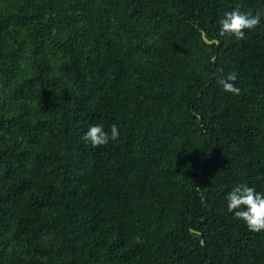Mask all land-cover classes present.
I'll use <instances>...</instances> for the list:
<instances>
[{
  "label": "trees",
  "instance_id": "1",
  "mask_svg": "<svg viewBox=\"0 0 264 264\" xmlns=\"http://www.w3.org/2000/svg\"><path fill=\"white\" fill-rule=\"evenodd\" d=\"M238 3L264 10L0 0V264H264L225 199L264 192V18L220 36Z\"/></svg>",
  "mask_w": 264,
  "mask_h": 264
},
{
  "label": "clouds",
  "instance_id": "2",
  "mask_svg": "<svg viewBox=\"0 0 264 264\" xmlns=\"http://www.w3.org/2000/svg\"><path fill=\"white\" fill-rule=\"evenodd\" d=\"M239 3L230 11H225L219 19V35L232 36L236 40L245 39V30L251 31L261 24L264 18V10H241ZM222 71V70H221ZM238 79L236 72H230L217 80L219 86L226 93L239 95L241 89L235 86ZM118 125L113 123L109 130L103 125L92 124L83 134L82 139L93 148L105 146L109 141L119 138ZM227 211L233 214V218L243 221L248 230L254 233L264 232V192H258L247 184H239L233 187L225 197Z\"/></svg>",
  "mask_w": 264,
  "mask_h": 264
},
{
  "label": "water",
  "instance_id": "3",
  "mask_svg": "<svg viewBox=\"0 0 264 264\" xmlns=\"http://www.w3.org/2000/svg\"><path fill=\"white\" fill-rule=\"evenodd\" d=\"M204 37V36H203ZM204 39L206 40V41H208L205 37H204ZM208 42H210V41H208Z\"/></svg>",
  "mask_w": 264,
  "mask_h": 264
}]
</instances>
